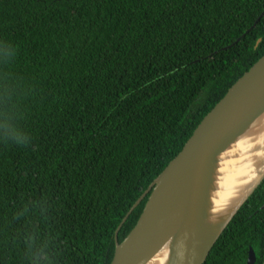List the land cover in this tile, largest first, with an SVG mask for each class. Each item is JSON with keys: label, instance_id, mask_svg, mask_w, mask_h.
I'll return each instance as SVG.
<instances>
[{"label": "trees", "instance_id": "1", "mask_svg": "<svg viewBox=\"0 0 264 264\" xmlns=\"http://www.w3.org/2000/svg\"><path fill=\"white\" fill-rule=\"evenodd\" d=\"M263 10L0 0V264H109L125 213L264 55ZM249 248L262 264L264 177L202 264H245Z\"/></svg>", "mask_w": 264, "mask_h": 264}, {"label": "water", "instance_id": "2", "mask_svg": "<svg viewBox=\"0 0 264 264\" xmlns=\"http://www.w3.org/2000/svg\"><path fill=\"white\" fill-rule=\"evenodd\" d=\"M263 112L264 55L202 117L180 151L125 213L113 233L109 264H146L165 247V264H202L223 228L264 177L261 171L227 214L215 224H207V193L217 158ZM147 193L134 226L117 242L119 227ZM253 263L254 254L249 248L245 264Z\"/></svg>", "mask_w": 264, "mask_h": 264}, {"label": "bare ground", "instance_id": "3", "mask_svg": "<svg viewBox=\"0 0 264 264\" xmlns=\"http://www.w3.org/2000/svg\"><path fill=\"white\" fill-rule=\"evenodd\" d=\"M207 193L206 222L215 224L228 213L264 171V112L217 158ZM166 247L146 264H165Z\"/></svg>", "mask_w": 264, "mask_h": 264}, {"label": "clouds", "instance_id": "4", "mask_svg": "<svg viewBox=\"0 0 264 264\" xmlns=\"http://www.w3.org/2000/svg\"><path fill=\"white\" fill-rule=\"evenodd\" d=\"M17 142L20 143V142H22V141H19V140H18Z\"/></svg>", "mask_w": 264, "mask_h": 264}]
</instances>
